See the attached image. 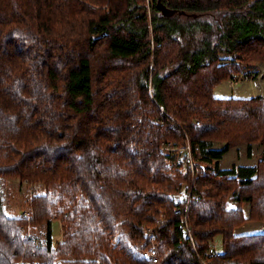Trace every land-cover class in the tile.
Returning <instances> with one entry per match:
<instances>
[{"label": "trees", "instance_id": "trees-1", "mask_svg": "<svg viewBox=\"0 0 264 264\" xmlns=\"http://www.w3.org/2000/svg\"><path fill=\"white\" fill-rule=\"evenodd\" d=\"M260 1L0 0V181L42 189L18 217L0 189V264H264V232H236L264 223V159L219 167L264 148V96L213 94L264 62ZM174 13L211 21L182 41Z\"/></svg>", "mask_w": 264, "mask_h": 264}, {"label": "rangeland", "instance_id": "rangeland-1", "mask_svg": "<svg viewBox=\"0 0 264 264\" xmlns=\"http://www.w3.org/2000/svg\"><path fill=\"white\" fill-rule=\"evenodd\" d=\"M252 15H257L258 29H262V23L264 22V0L256 3L250 8ZM160 11L154 8L152 16H158ZM193 17L186 13L176 14L169 16V19L162 20L161 22L169 26L170 33L180 40H186L188 34L192 32L189 24L193 23L194 20L211 21L210 16L206 17ZM204 17V18H203ZM217 17V15L215 16ZM177 26H182V33L178 32ZM192 28H196L195 25ZM194 34L197 38L200 37L201 33L195 30ZM244 76H248L245 79ZM262 84V85H261ZM231 86L232 88H230ZM214 94L219 96L225 94L226 96H232V98H250L256 96H264V62H255L254 64L246 67L240 73L232 74L228 79L221 81L214 88ZM229 98V97H228ZM197 124V123H196ZM223 144L215 142L213 147L220 148ZM163 151H167V145L162 146ZM172 150H178L173 148ZM182 150V148H179ZM260 159H264V148L259 144L246 145L242 144L237 147L230 149L226 154L223 155L219 160V167L223 170H228L232 167L237 166H253ZM192 171V167L190 169ZM184 174V173H183ZM0 189L2 199L5 203L7 214L12 217H18L26 210V200L34 193L42 191L38 185H30L27 183H20L17 179H3L0 181ZM230 206H235V203L230 202ZM245 214L247 213L248 204L246 202L242 205ZM37 232L43 228H37ZM51 239L52 242H58L61 240V226L58 221L52 222L50 225ZM238 234H255L258 232H264V223L259 221H246L236 231ZM220 239L216 238L213 245L219 250Z\"/></svg>", "mask_w": 264, "mask_h": 264}, {"label": "built area", "instance_id": "built-area-1", "mask_svg": "<svg viewBox=\"0 0 264 264\" xmlns=\"http://www.w3.org/2000/svg\"><path fill=\"white\" fill-rule=\"evenodd\" d=\"M144 4H145V9L147 12V16L150 19L151 18V14H152V9H153V5H154V0H144ZM245 79H248V76H244ZM171 148H169L167 146V150H170ZM190 165V169H191V163ZM182 173H186V171L184 170ZM26 216H28V212L24 213ZM146 235L151 238V243L148 249L144 250L141 252V256L144 258H152L153 256L156 255V250L158 247V244L156 243V241L152 240V237L154 235V229L153 228H148L146 230Z\"/></svg>", "mask_w": 264, "mask_h": 264}, {"label": "crops", "instance_id": "crops-1", "mask_svg": "<svg viewBox=\"0 0 264 264\" xmlns=\"http://www.w3.org/2000/svg\"><path fill=\"white\" fill-rule=\"evenodd\" d=\"M196 16V15H195ZM195 16H193V17H195ZM262 85V84H261ZM230 88H232L231 86H229ZM213 94H214V90H213ZM214 96H216V97H221V98H228V97H232V96H226L225 94H221V95H219V96H217V95H215L214 94ZM253 97V96H252ZM243 234V233H242Z\"/></svg>", "mask_w": 264, "mask_h": 264}]
</instances>
